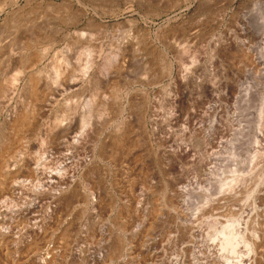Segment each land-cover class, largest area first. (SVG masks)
Returning a JSON list of instances; mask_svg holds the SVG:
<instances>
[{
    "label": "rangeland",
    "instance_id": "obj_1",
    "mask_svg": "<svg viewBox=\"0 0 264 264\" xmlns=\"http://www.w3.org/2000/svg\"><path fill=\"white\" fill-rule=\"evenodd\" d=\"M0 1V155L19 185L0 186L1 214L23 208L7 225L20 233L35 215L56 264H244L255 242L253 264H264V69L251 71L243 51L264 0ZM60 61L68 69L57 80ZM248 87L250 102L239 93ZM128 116L123 147L111 150L110 134ZM22 147L26 156L15 157ZM34 158L48 173L63 168L65 182H39L25 167ZM41 184L72 196L51 201ZM230 233L242 236L236 255ZM19 248L7 239L0 262Z\"/></svg>",
    "mask_w": 264,
    "mask_h": 264
},
{
    "label": "bare ground",
    "instance_id": "obj_2",
    "mask_svg": "<svg viewBox=\"0 0 264 264\" xmlns=\"http://www.w3.org/2000/svg\"><path fill=\"white\" fill-rule=\"evenodd\" d=\"M18 1V0H17ZM109 1V0H108ZM107 1V2H108ZM169 1V0H168ZM0 2H2V1H0ZM8 3V2H7ZM257 3H258V5H261L262 6V8L264 9V1H257ZM6 4V3H5ZM11 4H13V3H11ZM167 4V3H166ZM108 5V4H107ZM172 5V4H171ZM168 7H170V6H167V8ZM179 6H177V8H178ZM12 8V7H11ZM175 8H176V6H175ZM16 9V8H15ZM151 11H153V10H151ZM157 11V10H156ZM0 13H5V8H4V6H2L1 4H0ZM22 13V12H21ZM262 13V12H261ZM11 17V16H10ZM17 17V16H16ZM13 18V17H12ZM248 18V17H247ZM7 19H9V18H7ZM259 19V21H254L253 19L251 20V19H249L250 21L248 22V28L246 29L247 30V38L245 39V41H244V48H243V51H244V58H245V62H246V64H247V66L249 67V68H251L250 70L252 71V69H264V20L263 19H260V18H258ZM262 20V21H261ZM15 21V20H14ZM261 21V22H260ZM9 22V21H8ZM175 25V24H174ZM5 27H6V25H4ZM4 27V28H5ZM179 26H172V28L170 29V31L171 32H177L178 30H179ZM3 31V30H2ZM180 31V30H179ZM32 32V31H31ZM33 32H36V31H33ZM32 32V33H33ZM38 32V31H37ZM18 36V35H17ZM21 37H19V39H20ZM31 38V37H30ZM22 39H23V37H22ZM178 39V38H177ZM19 41H21V40H19ZM19 41H17V42H19ZM243 46V45H242ZM26 47H28L27 45H26ZM28 49V48H27ZM187 51V50H186ZM152 53V52H151ZM181 53V52H180ZM190 53V52H189ZM188 53V54H189ZM192 53V52H191ZM184 54H186V53H184ZM193 54V53H192ZM197 55V54H196ZM181 56H183V54L181 55ZM187 55H185V57H186ZM193 56V55H192ZM16 57V56H15ZM35 57V56H34ZM177 57H178V54H177ZM180 57V56H179ZM177 58V59H181V58ZM184 57V56H183ZM188 58H190L189 56H188ZM188 58H186V59H188ZM194 58V57H193ZM197 58V57H196ZM14 59V58H13ZM35 59V58H34ZM115 59H116V55H115ZM176 59V60H177ZM195 59V58H194ZM33 60V59H32ZM106 60H108V59H106ZM192 59H190V61H191ZM196 60H198V59H196ZM105 61V60H104ZM117 61V60H116ZM152 61V60H151ZM181 61V60H180ZM179 61V62H180ZM183 61V60H182ZM181 61V62H182ZM35 62V61H34ZM33 62V63H34ZM180 62V63H181ZM193 62V61H192ZM107 63H109V62H107ZM194 63V62H193ZM32 64V63H31ZM104 64V63H103ZM192 64V63H191ZM92 65V64H91ZM105 65V64H104ZM155 65V64H154ZM26 66V65H25ZM90 67V66H89ZM104 67H106V66H104ZM91 68V67H90ZM90 68H88V69H90ZM102 68V67H101ZM191 68V67H190ZM189 68V69H190ZM67 66L65 65V63H63V62H61L60 61V63H58V64H56L54 67H53V70H54V74H55V77H56V79L57 80H59V79H61V78H63L64 76H65V74L67 73ZM88 69H86V70H88ZM92 69V68H91ZM102 70V69H101ZM103 70H105V69H103ZM174 70V69H173ZM107 71H108V69H107ZM258 71V70H257ZM23 71L22 70H18V73H22ZM157 74V73H156ZM103 75V74H102ZM171 75V74H170ZM264 75V74H263ZM107 76V75H106ZM173 76V75H172ZM33 77V76H32ZM105 77V76H104ZM184 77H185V75H184ZM263 77V76H262ZM182 78H183V75H182ZM105 79V78H104ZM185 79H186V77H185ZM18 75H16L15 76V78L12 80V84L13 85H16V82H18ZM49 81V80H48ZM176 81V80H175ZM186 81V80H185ZM241 82V81H240ZM20 83V82H19ZM30 86H31V90H34V87L36 86V82L34 81V80H31L30 81ZM51 83V82H50ZM1 84V83H0ZM47 85V84H46ZM2 86V85H1ZM1 86H0V93L2 92V91H4L2 88H1ZM155 86V85H154ZM243 87V86H242ZM250 87V86H249ZM244 88L243 90H241L242 92H239L240 93V95L241 94H243V95H245V99L247 100V101H251V99H253V97H254V95H255V92L251 89V88ZM15 88V87H14ZM240 89V88H239ZM242 89V88H241ZM3 93V92H2ZM33 95V94H32ZM34 95H35V93H34ZM236 95H237V93H236ZM239 95V94H238ZM34 97V96H33ZM32 97V98H33ZM217 97V96H216ZM241 97V96H240ZM34 98H36L37 99V97H34ZM210 99V98H209ZM34 100V99H33ZM174 101H175V99H174ZM209 101H211V100H209ZM156 102H157V100H156ZM175 103H176V101H175ZM109 104V103H108ZM107 104V105H108ZM159 104V103H158ZM173 104V103H172ZM124 105V104H123ZM172 106V105H171ZM170 107V106H169ZM206 107H207V104H206ZM110 108V107H109ZM108 108V109H109ZM168 108V107H167ZM217 108V107H216ZM113 109V108H112ZM217 109H219V108H217ZM156 110V109H155ZM158 111H160V109H157ZM194 110V109H193ZM211 110V109H210ZM138 111V110H137ZM172 111H173V109H172ZM177 111V110H176ZM219 111V110H218ZM261 111H262V109H261ZM117 112L119 113V115H121V117L123 116V114L126 112V104H125V107H121V108H119L118 110H117ZM162 112V111H161ZM160 112V113H161ZM170 112V111H169ZM204 112H205V110H204ZM207 112V111H206ZM164 113V112H163ZM167 113V112H166ZM165 113V114H166ZM171 113V112H170ZM169 113V114H170ZM216 113H217V111H216ZM264 113V112H263ZM43 114V113H42ZM106 114H108V110H107V112H106ZM150 114V113H149ZM154 114V113H153ZM169 114H167V115H169ZM172 114V113H171ZM206 114V113H205ZM39 115H41V114H39ZM129 115V114H128ZM166 115V116H167ZM176 115V114H175ZM201 115V114H200ZM116 116V115H115ZM157 118H154L152 121V123H155V124H157L158 123V121H159V119L158 118H161L163 115H155ZM165 116V117H166ZM172 116V115H171ZM174 116V115H173ZM209 116V115H208ZM120 117V118H121ZM124 117V116H123ZM122 117V118H123ZM169 117V116H168ZM207 117V116H206ZM39 118V117H38ZM119 117H118V119H120ZM163 118V117H162ZM195 118V117H194ZM213 118V117H212ZM211 118V119H212ZM27 119H28V116H26V114H22V115H20L18 118H16L15 120H14V122H13V126L16 128V127H18L19 125H24L25 123H26V121H27ZM130 119H132V118H130L129 116L128 117H126V118H124L120 123H119V125L117 126V128L115 129V131L112 133V134H110V137H109V141H110V143H111V150H114L115 149V146L117 147V146H119L122 142H123V140L125 139V138H127V134H128V127H129V121H130ZM214 119V118H213ZM212 119V120H213ZM185 120V119H184ZM216 120V119H215ZM66 121V120H65ZM23 122H25V123H23ZM64 122V117L62 118V119H57V121H56V123H55V125H54V127L52 128V130H54V128L55 127H58V125H60V124H62ZM174 122V121H173ZM194 122H196L195 120H194ZM116 123V122H115ZM199 123H201L202 124V122H199ZM117 124V123H116ZM174 124V123H173ZM201 124H200V126H201ZM88 125V124H87ZM199 125V124H198ZM198 125L197 124H193V133L194 134H198L199 132L201 133V128L200 127H198ZM213 125V124H212ZM263 125V114L260 116V120L258 121V126H259V132L256 134V140H257V144H258V138L259 137H261L262 135H263V131H262V129H261V126ZM170 127V126H169ZM89 128V127H88ZM130 128V127H129ZM153 128H154V126H153ZM156 128V127H155ZM155 128H154V130H155ZM168 128V127H167ZM91 129V128H90ZM110 129V128H109ZM134 129V128H133ZM105 130V129H104ZM15 131H16V129H15ZM86 131V130H85ZM190 131V130H189ZM209 131H211V130H209ZM209 131H208V133H209ZM90 132V131H89ZM207 132V131H206ZM205 133V132H204ZM207 133V134H208ZM161 135H163V134H161ZM168 135H170L169 133H168ZM168 135H166L167 137H168ZM10 136V135H9ZM84 136V135H83ZM85 136H86V133H85ZM209 136V135H208ZM129 137V136H128ZM57 138V137H56ZM101 138V137H100ZM169 138V137H168ZM47 141V140H46ZM45 141V142H46ZM44 142V143H45ZM48 144V143H47ZM123 145H124V143H123ZM62 146V145H61ZM110 146V145H109ZM121 146V145H120ZM119 146V147H120ZM108 147V146H107ZM118 147V148H119ZM123 147V146H122ZM122 147H120V148H122ZM127 147V146H126ZM125 147V148H126ZM257 147H258V145H257ZM45 148H46V143H45V145L43 144L42 145V150H44L45 151ZM104 149V148H103ZM123 150V149H122ZM172 150H174V149H172ZM25 151V149H24V147H22L17 153H16V156L15 157H21V159L24 157V156H26V153L24 152ZM105 151V150H104ZM121 151V150H120ZM185 151V150H184ZM184 151H182V153H184L185 154V152ZM13 152V151H12ZM112 152V151H111ZM61 153V152H60ZM181 153V152H180ZM12 154V153H11ZM3 155V154H2ZM2 155H0L1 156V161H0V186H3V187H5L6 188V184L7 183H9V188L11 189V191L12 192H15L17 189H18V187H19V185H18V177L16 176V175H11L10 173V175H7V173L6 172H8V169L10 168V165L4 160V158H2L3 156ZM114 155V154H113ZM112 155V156H113ZM5 156V155H4ZM116 156H117V154H116ZM256 156V155H255ZM114 157H115V155H114ZM118 157V156H117ZM7 158V157H6ZM35 160H32L33 161V163L32 164H30L29 162L26 164V166L24 165V162L21 160V163H22V165L20 164V167L21 168H23L24 166L26 167V169L28 170V171H30V173L37 179V180H39V182H41V181H45V180H47V179H55V180H53V181H50V185L54 182V183H56L55 181H57V183L58 184H62V183H64L65 182V180H66V177H65V170L63 169V168H61L59 171H57V172H55V173H53V172H51V173H48V172H46L45 170H44V168L43 169H41V159H40V161H39V159H36V158H34ZM234 159V158H233ZM27 162V161H26ZM113 164V163H112ZM99 165V164H98ZM65 166V165H64ZM94 172H95V170H94ZM93 172V173H94ZM97 172V171H96ZM95 172V173H96ZM233 172V171H232ZM235 173V172H234ZM5 174V175H4ZM238 174V173H237ZM232 176H235V175H233V173H232ZM231 176V177H232ZM225 177H227V176H225ZM225 177L223 178L224 180H225ZM230 177V176H229ZM234 178V177H233ZM237 178V177H236ZM221 180V179H220ZM227 181V180H226ZM225 181V182H226ZM229 181H231V179L229 180ZM228 181V183H230ZM223 182V181H222ZM234 182H235V179H234ZM17 184V185H16ZM90 184V183H89ZM71 185V184H70ZM219 185H221V184H219ZM224 185H225V183H224ZM226 185H228L227 183H226ZM48 189H47V188ZM46 187H43V185L41 184V185H39V191H40V193H43V194H45V193H48V195H50L51 196V201H56V202H62V201H68L70 198H71V196H72V192L70 191V192H67V191H62V192H60L58 195L57 194H54L55 192H54V190H51L52 188L50 187V186H46ZM69 187V186H68ZM222 187V186H221ZM226 187V186H225ZM77 188V187H76ZM45 189H47V190H45ZM62 189V188H61ZM60 189V190H61ZM50 190V191H49ZM228 190V189H227ZM57 191V190H56ZM59 192V191H58ZM222 191H221V195H222ZM227 192H225L224 194H226ZM219 194H220V192H219ZM90 196V195H89ZM223 196H225V195H223ZM91 197V196H90ZM208 199V198H207ZM229 199V198H228ZM93 202V201H92ZM209 202H211L210 200H209ZM0 203L1 204H3V199L2 200H0ZM1 204H0V246L2 245V244H4L5 242H7V239H11L12 240V242H13V244L14 245H16V246H19L20 248L18 249L19 251H17L14 255H13V257H11V261L10 262H7V264H56V256H55V254L53 253V248H51V247H49V242H48V240H47V227L45 226V224L43 223V222H41V220H39V219H37L36 217H35V215H32L31 214V216L28 218V219H26L24 222H22L21 224H23V225H27V228L25 229V227H24V229H22L21 230V232L20 233H18L17 231H14V229H12V227H11V224H10V222H12V223H19L17 220H19L20 218H18V217H20L18 214H20L22 211H23V208H21L20 210H19V208H18V205H16V204H11L9 207H8V209L9 210H6V212L5 213H3V214H1V211H2V206H1ZM32 207V206H31ZM95 207V206H94ZM95 209V208H94ZM49 211V210H48ZM49 214H50V212H49ZM18 218V219H17ZM234 220H236V219H234ZM234 220H233V222H234ZM7 221H10L9 222V225H7ZM238 222H240V221H238ZM232 223V222H231ZM237 223V221H235V224ZM242 223V222H241ZM242 225V224H241ZM231 226H233L232 224H231ZM238 226V225H237ZM240 226V225H239ZM228 227H229V225H228ZM235 227V226H234ZM232 228L233 229V231L232 232H235L236 230L235 229H238V228ZM225 228V227H224ZM224 228H223V230H224ZM241 229V228H240ZM227 230V229H226ZM230 230V228L228 229V231ZM223 232H224V234H226V232H225V230L224 231H222V233L221 234H223ZM231 232V231H230ZM237 232V231H236ZM241 232V231H240ZM240 232H238L239 234H241ZM29 235V236H28ZM223 236V235H222ZM28 237V238H27ZM227 238H226V248L228 249V247H231V249H232V251H230V252H232L233 254L235 253V255H236V253H237V248H238V245H235V240L238 238V237H240V239L242 238V236H238V237H236L235 236V234L234 233H230V234H227V236H226ZM225 238V237H224ZM239 239V238H238ZM242 240H244V238L242 239ZM242 240H240V242L242 241ZM247 241V240H246ZM236 242H237V240H236ZM245 242V240L243 241V242H241V243H243V245L245 244L244 243ZM238 243H239V240H238ZM237 244V243H236ZM223 245V244H222ZM241 245V244H240ZM239 245V246H240ZM246 245H247V242H246ZM249 245H250V242H249ZM223 247V246H222ZM225 247V246H224ZM224 247H223V249H224ZM247 248H249V246H247ZM247 248H245V249H247ZM258 248H259V245H258V242H255V243H253L252 245H250V248H249V251L248 250H246L247 252H249L248 253V255H247V257L244 259V257L242 258L241 256H239V257H241L242 259H240L241 260V262L240 263H244V264H253V262L256 260L255 259V257H256V254H257V250H258ZM225 250V249H224ZM228 251V250H227ZM229 252V253H230ZM239 254V253H238ZM225 255H226V253H225ZM231 255V254H230ZM224 257V256H223ZM226 258V257H225ZM216 259H217V257H216ZM219 259V258H218ZM227 259V258H226ZM228 260H229V258H228ZM239 260V259H238ZM0 261H1V259H0ZM7 261V260H6ZM218 261V263L217 264H223V261H222V259H220V261L219 260H217ZM243 261V262H242ZM226 262V261H225ZM214 263V262H213ZM0 264H3V263H1L0 262ZM4 264H6V263H4ZM228 264H230V262L228 263ZM238 264V263H237Z\"/></svg>",
    "mask_w": 264,
    "mask_h": 264
}]
</instances>
